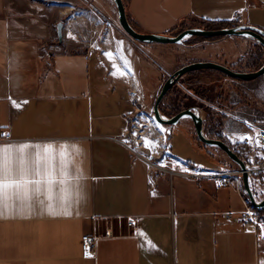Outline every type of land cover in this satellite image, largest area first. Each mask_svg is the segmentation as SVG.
<instances>
[{"label":"crops","instance_id":"0c3cea01","mask_svg":"<svg viewBox=\"0 0 264 264\" xmlns=\"http://www.w3.org/2000/svg\"><path fill=\"white\" fill-rule=\"evenodd\" d=\"M122 2L139 32L175 35L204 20L264 30V3L253 0ZM119 23L113 0H0V148L11 146L0 178L19 182L0 196V264H264V241L237 221L249 203L241 177L220 149L193 138L190 118L160 123L167 150L159 164L137 157L125 139L171 72L192 61L239 70L255 41L191 35L150 44ZM193 76L203 99L211 85L224 95L237 81L212 68ZM202 114L205 134L217 138ZM233 126L221 130L232 148L248 135ZM176 144L196 161L174 152ZM192 169L233 176L191 179L184 173ZM104 229L113 235L83 253L82 234Z\"/></svg>","mask_w":264,"mask_h":264},{"label":"rangeland","instance_id":"374dc122","mask_svg":"<svg viewBox=\"0 0 264 264\" xmlns=\"http://www.w3.org/2000/svg\"><path fill=\"white\" fill-rule=\"evenodd\" d=\"M253 1L264 3V0ZM251 54L254 57H257L255 61L261 63L264 62V51L259 48V46H255L251 52H248L243 61L246 62L247 56ZM245 62H243L244 65L241 66L239 70H249L246 68L247 64ZM194 71L196 70H193V72H187L182 75L179 78L178 83L173 84L171 87L175 86L176 88H179L178 90L190 94L193 99H195V102H197V104L193 106L197 107L199 111H201V113H205V124L206 126H211L210 128L212 129V131L219 132L221 134V130L224 129L225 126L226 129H230V127L232 128L233 125V127L237 126L236 128L246 130L248 132H251L256 128L264 127V73L254 79H236L237 81L233 83V85L228 86V89L226 90V93L224 92V95L217 94L219 92V88H221L219 87L217 81L214 85H218L219 88L214 89V86L211 85L208 89L212 88L213 90H211L208 96L203 99V97L201 98L197 96L198 91L195 88V84H193V78H195V76H191L194 74ZM162 82H164V80H162ZM182 85L187 87V89L184 90L182 88ZM170 88L168 90H170ZM223 91L224 88H222L220 93H222ZM174 95L175 90H172V92L170 93H168L167 91L161 102L159 103L160 107L165 111V113H162L165 116H170L169 114H166V110H168L166 107L168 104L167 102L171 100ZM219 97L222 98L221 101L219 100ZM198 103L200 105L203 104V106H199ZM217 108H219L221 111L217 110ZM135 117L136 118L135 120H132L133 122L128 131H126L125 139L129 143L132 150L136 153L137 157L142 158V160H144L145 162L150 161L153 164H159V161H163V155L167 150V139L159 135V133L161 134L160 123L155 120L152 111H147L146 115L141 114L140 117ZM247 124H250V127H248ZM190 133L195 139L196 135L193 126L191 127ZM176 140L178 141V139ZM225 141L226 140H224V142ZM201 143L202 142H200V144ZM179 145L180 144H176L173 147L174 152H178L181 149L185 150L186 152L183 153L190 155L188 156L189 159L192 158L194 159V161H196L195 152L192 149L183 147L180 148L181 146ZM231 145H233V147H235L236 150L241 154L240 157L250 168L257 164L263 156V154L256 149L243 148L237 141L231 142ZM219 154L222 155V157H224V159L228 162V167L230 169H235L236 171L239 170L237 169V164L231 161L224 153L220 151ZM149 166L153 167L151 165ZM239 177H241L240 174ZM250 183L256 199L260 200L261 198H263L264 171H251ZM259 215L264 220V212Z\"/></svg>","mask_w":264,"mask_h":264},{"label":"water","instance_id":"95a60500","mask_svg":"<svg viewBox=\"0 0 264 264\" xmlns=\"http://www.w3.org/2000/svg\"><path fill=\"white\" fill-rule=\"evenodd\" d=\"M113 1L117 8L118 22H120L119 25L125 31L126 34H128L131 38H133L138 42L150 43V44L151 42L176 43V42H181L185 37L191 35L231 36L233 34L235 36H243L252 39L257 43H259L262 47H264V30L248 24H235L233 26H225L217 29H204L198 27H191V28H185L175 35L139 32L135 30L127 20L122 0H113ZM56 27H57L58 37L60 38L62 22H58L56 24ZM201 68H212L219 70L224 74L233 78H237L241 80H249V79H254L264 73V62L256 70L253 71L233 70L225 65L211 61H204V62L192 61V63L183 65L178 69L174 70L172 73H170L162 83L161 88L158 94L156 95L153 104V108H152L153 117L157 122L161 124H170V125L178 123V121L183 117H189L193 123L195 135L200 142H202L207 146H212L220 149L225 153V155L231 161L237 164L238 166L237 169H239V174L241 176L242 189L247 197V201L249 202V205L256 210L264 209V197L261 198L260 200H257L252 191L249 182L250 173L246 166V163L239 155L236 154L234 149L227 142H224V140L220 138L209 137L205 134L203 128L204 116L197 107L190 106L181 109L170 116L163 115L159 108V103L161 102L165 93L173 84L178 83V80L182 75H184L187 72L190 71L193 72V70H197Z\"/></svg>","mask_w":264,"mask_h":264},{"label":"built area","instance_id":"2783aa9c","mask_svg":"<svg viewBox=\"0 0 264 264\" xmlns=\"http://www.w3.org/2000/svg\"><path fill=\"white\" fill-rule=\"evenodd\" d=\"M239 15V11L234 12V18L237 19ZM248 127H250V124H247ZM3 138L6 139V134L2 132ZM239 144L243 148L248 149H256L260 151L263 156L261 160L255 164L253 167H248L246 164L249 173L251 171H264V127L263 128H256L255 130L248 132V135H244L243 138L239 141ZM239 174V170H237ZM232 171L223 170L221 172H213V171H205L203 169H192L190 171H186L184 173L185 176L191 179H197L202 176H225L230 177L232 175ZM233 176V175H232ZM229 182L226 179L220 180V185L225 186ZM223 215L226 218H229L231 215V212H224ZM237 221L243 226V227H251L252 230L256 234V242L257 244L264 241V220L260 217L258 211L254 208H252L249 203H246L245 209L243 212L240 213V215L237 216ZM133 223L132 219H128L126 221V225L130 227V225ZM113 232L111 229H104L102 234H99L98 232L94 231L91 234L85 233L81 236V250L83 253H92V246L94 244V241L99 238L100 236H112Z\"/></svg>","mask_w":264,"mask_h":264},{"label":"trees","instance_id":"16d2710c","mask_svg":"<svg viewBox=\"0 0 264 264\" xmlns=\"http://www.w3.org/2000/svg\"><path fill=\"white\" fill-rule=\"evenodd\" d=\"M235 25L234 23H225V22H210V21H203L199 23L200 28H204V29H211V28H217V27H225V26H233ZM256 46H259V48H261L262 50H264V47H262L259 43H257L255 41L254 43ZM255 59H257V57H254L252 54L247 56V60H246V68L250 70H255L257 69L262 63L261 62H257L255 61ZM175 86L171 87L170 90H168V93L172 92V90H175V95L174 97L169 100L167 103V109L166 110V114L172 115L176 112H178L181 109L196 105L197 102H195V99H193V97L190 94H187L185 92H182L181 90H178L179 88H174ZM199 106H203V104H199ZM159 108L161 110L162 113H165L164 109H162L159 105ZM213 135V134H211ZM217 138H220L223 140V137L220 133L216 134ZM200 143V141H199ZM201 145L203 147H205V144L201 143ZM234 151L236 152L237 155L241 156V154L236 150V148H233ZM245 198L247 199L246 195ZM259 214H262L264 212V209H260L257 210Z\"/></svg>","mask_w":264,"mask_h":264},{"label":"snow or ice","instance_id":"6c2138e0","mask_svg":"<svg viewBox=\"0 0 264 264\" xmlns=\"http://www.w3.org/2000/svg\"><path fill=\"white\" fill-rule=\"evenodd\" d=\"M109 56H111V54H108ZM11 146H9L8 148H0V174L3 173V171L5 170V166L7 164V156L5 155L9 148ZM29 147L28 145H21L19 146L20 150L22 151L24 148ZM35 147H39V146H35ZM64 146H62V151H61V156L63 157L64 155H66L65 151H63ZM51 146H46L44 151L48 152L50 151ZM39 156V153L37 154ZM35 183H39V181H35ZM11 186H19V182L18 181H6L2 178H0V196H2L4 189H7L8 187ZM87 255V253H86Z\"/></svg>","mask_w":264,"mask_h":264},{"label":"bare ground","instance_id":"6f19581e","mask_svg":"<svg viewBox=\"0 0 264 264\" xmlns=\"http://www.w3.org/2000/svg\"><path fill=\"white\" fill-rule=\"evenodd\" d=\"M6 137H8L7 135H6ZM151 164V163H150Z\"/></svg>","mask_w":264,"mask_h":264}]
</instances>
